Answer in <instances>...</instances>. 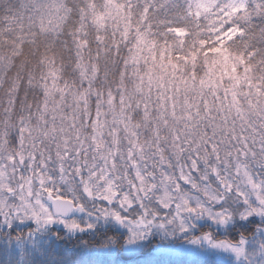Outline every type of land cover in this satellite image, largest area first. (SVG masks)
<instances>
[{
	"label": "snow or ice",
	"instance_id": "obj_1",
	"mask_svg": "<svg viewBox=\"0 0 264 264\" xmlns=\"http://www.w3.org/2000/svg\"><path fill=\"white\" fill-rule=\"evenodd\" d=\"M0 264H264V0H0Z\"/></svg>",
	"mask_w": 264,
	"mask_h": 264
},
{
	"label": "trees",
	"instance_id": "obj_2",
	"mask_svg": "<svg viewBox=\"0 0 264 264\" xmlns=\"http://www.w3.org/2000/svg\"><path fill=\"white\" fill-rule=\"evenodd\" d=\"M69 255H70V253H69Z\"/></svg>",
	"mask_w": 264,
	"mask_h": 264
}]
</instances>
